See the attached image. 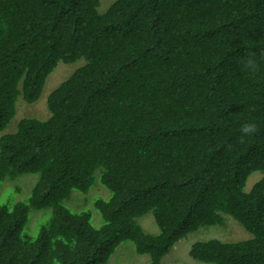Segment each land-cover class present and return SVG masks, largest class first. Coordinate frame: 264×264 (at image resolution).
Masks as SVG:
<instances>
[{
  "label": "trees",
  "instance_id": "obj_1",
  "mask_svg": "<svg viewBox=\"0 0 264 264\" xmlns=\"http://www.w3.org/2000/svg\"><path fill=\"white\" fill-rule=\"evenodd\" d=\"M99 1L0 0V131L18 97L34 102L58 62L79 59L48 93L46 118L0 135V185L36 174L25 200L0 203V264H104L122 241L158 264L224 215L250 237L197 240L189 256L264 264V0ZM247 51L255 74L240 63ZM246 122L259 131L241 143ZM96 181L109 192L92 202L98 227L63 204ZM148 211L155 233L135 220Z\"/></svg>",
  "mask_w": 264,
  "mask_h": 264
},
{
  "label": "rangeland",
  "instance_id": "obj_2",
  "mask_svg": "<svg viewBox=\"0 0 264 264\" xmlns=\"http://www.w3.org/2000/svg\"><path fill=\"white\" fill-rule=\"evenodd\" d=\"M113 0H100L97 9L102 11ZM79 60V59H78ZM76 60L72 63L58 62L54 70L46 78L39 97L32 103H27L18 97L15 102V113L7 126L0 131V135L13 131L21 117L46 118L49 113L46 107V97L48 93L79 64ZM262 172H252L244 185V191H248L252 184L262 176ZM36 179V174H23L13 180L5 179L0 185V203L13 204L16 201L25 200L30 192V188ZM108 190L97 181L87 192L73 190L70 197L63 201V204L70 210H89L90 223L94 227L101 224V218L96 209L92 206L95 197L107 198ZM5 197V198H4ZM50 217V209L30 210L27 222L22 229L23 234L33 236L39 225ZM144 231L155 233L157 226L153 221L151 213L148 211L135 218ZM250 237V234L241 225L228 215H224L222 225L201 226L189 232L184 237L177 240L168 253H166L158 264H211L191 258L188 254L190 245L197 240L217 238L223 241H236ZM148 256L138 254L134 251L131 241L120 242L113 253L104 264H147Z\"/></svg>",
  "mask_w": 264,
  "mask_h": 264
},
{
  "label": "clouds",
  "instance_id": "obj_3",
  "mask_svg": "<svg viewBox=\"0 0 264 264\" xmlns=\"http://www.w3.org/2000/svg\"><path fill=\"white\" fill-rule=\"evenodd\" d=\"M256 57L257 53L255 51H247L244 53L243 57L240 58V63L249 74H255L259 71ZM258 131L259 129L254 122L243 123L239 127V141L243 143L246 138L255 135ZM231 147V145H228V148Z\"/></svg>",
  "mask_w": 264,
  "mask_h": 264
}]
</instances>
